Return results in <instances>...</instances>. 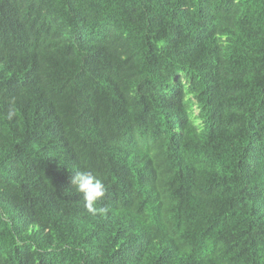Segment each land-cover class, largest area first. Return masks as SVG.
Masks as SVG:
<instances>
[{"label": "trees", "instance_id": "1", "mask_svg": "<svg viewBox=\"0 0 264 264\" xmlns=\"http://www.w3.org/2000/svg\"><path fill=\"white\" fill-rule=\"evenodd\" d=\"M0 264H264V0H0Z\"/></svg>", "mask_w": 264, "mask_h": 264}, {"label": "clouds", "instance_id": "2", "mask_svg": "<svg viewBox=\"0 0 264 264\" xmlns=\"http://www.w3.org/2000/svg\"><path fill=\"white\" fill-rule=\"evenodd\" d=\"M14 101L10 102V104ZM13 116V111L10 107L8 119ZM71 185L74 186L77 193L83 199L84 207L89 213L96 216L107 215L109 209L101 205L107 194V187L101 179L93 172L88 170H76L69 177Z\"/></svg>", "mask_w": 264, "mask_h": 264}]
</instances>
